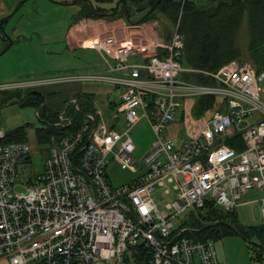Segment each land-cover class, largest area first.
Here are the masks:
<instances>
[{
	"label": "built area",
	"instance_id": "1",
	"mask_svg": "<svg viewBox=\"0 0 264 264\" xmlns=\"http://www.w3.org/2000/svg\"><path fill=\"white\" fill-rule=\"evenodd\" d=\"M186 1L181 0V13ZM5 8L0 0V13ZM179 29L178 23L170 42L131 35L120 40L114 34L94 40L108 70L85 79L121 89L119 102L108 113H87L75 132L53 135L44 171L30 187L21 173L30 144L6 142L7 133L0 130V260L139 264L135 253L141 247L142 264H222L214 240L191 237L190 219L206 205L235 211L251 203H240L251 189L264 190V68L239 61L217 71L185 67ZM6 39L0 29V43ZM136 56L141 59L130 61ZM198 76L208 83L198 82ZM38 84H0V93ZM207 96L217 98L216 108L198 121L190 112L195 128L185 138L166 133L178 124L186 101ZM80 100L76 96L68 108L80 111ZM67 110L59 113L57 128L74 124ZM143 119L154 140L139 161L133 134ZM110 156L122 169L141 173L131 183L113 186L107 175ZM23 187L26 191H17ZM158 187H166L165 195L176 193L164 210L153 198ZM261 203L264 219V198Z\"/></svg>",
	"mask_w": 264,
	"mask_h": 264
},
{
	"label": "rangeland",
	"instance_id": "2",
	"mask_svg": "<svg viewBox=\"0 0 264 264\" xmlns=\"http://www.w3.org/2000/svg\"><path fill=\"white\" fill-rule=\"evenodd\" d=\"M18 0H2L4 6L9 8L8 13L0 17V22L10 13H12L19 3ZM55 2V0H47ZM69 4L76 1V7H80L78 0H69ZM122 0H114L109 7H116ZM201 5H207L209 0H195ZM5 2V3H4ZM50 8L39 4V0H28L11 17L5 24L3 35L10 38L9 41L3 40L0 43V53L9 45L12 40V47L0 56V84L11 83L15 81H29L40 83L34 86L35 89L46 92L45 104L49 114L53 110L63 112L69 105V102L77 95L89 93L94 97V105L99 110L107 112V104L114 99H119L121 89L102 80L85 79L89 76L103 75L107 73L108 65L103 58L97 55V51L91 49H75L70 50L64 42L63 30L50 27L48 22L51 18L44 19ZM144 12H136L131 16L130 21L125 18L119 19H102L104 21H117L120 19L127 20L132 25H143L138 21L144 16ZM183 12H180L179 20L181 21ZM21 18L33 19L39 21L33 26H23L18 28ZM99 20V19H97ZM173 24L166 16L158 14V17L152 23L156 33L154 37L167 38L168 34H173L180 21ZM36 21V22H37ZM107 31L101 34H114L118 36V27L110 25ZM114 30V31H113ZM129 34H132L129 32ZM119 38V37H118ZM122 40L121 38H119ZM249 32L247 21H244L237 32L236 44L242 51L240 61L251 62L248 55ZM7 45V46H6ZM135 58H130V61ZM139 60V59H138ZM252 63V62H251ZM262 93L261 99L264 102V82L260 84ZM33 89V87H31ZM29 90L25 88L24 93ZM6 95H0V130L10 133L19 127H25L28 130L27 142L31 146L30 158L25 167L21 168L22 178L27 182V186L37 183L38 177L44 171V165L48 157V146L39 144L37 131L38 129L48 126L45 119L40 118L38 113L40 108L31 102L5 103ZM12 103V104H11ZM44 104V103H43ZM194 107L193 101H186L183 109L177 114L180 132L175 131L178 126L166 130L174 131V136L179 135V139H183L195 128V122L188 119V116ZM43 114V111H42ZM184 116L187 117L184 119ZM204 118V117H203ZM188 119V120H187ZM252 122V121H250ZM133 139L137 147L135 153L136 158L141 161L149 150L154 140L153 131L147 120L143 119L136 127ZM107 175L113 186H121L133 182L141 173H134L128 169H122L114 160L113 156L108 159ZM31 180V181H30ZM166 187H158L153 198L164 210L165 206L175 200L176 193L173 195H165ZM18 192L26 191V188H19ZM264 198V190L251 189L245 194L240 203L251 202L247 205L239 206L235 210L238 223L243 227H264V219L261 214V200ZM216 251L218 257H224L225 253L229 256L230 264H264L263 253L255 246V240L245 239L240 234L231 236H223L216 240ZM262 254V261L260 255ZM5 264H9L8 260H4Z\"/></svg>",
	"mask_w": 264,
	"mask_h": 264
},
{
	"label": "trees",
	"instance_id": "3",
	"mask_svg": "<svg viewBox=\"0 0 264 264\" xmlns=\"http://www.w3.org/2000/svg\"><path fill=\"white\" fill-rule=\"evenodd\" d=\"M23 1V0H21ZM114 0H78L80 11L74 18V22L97 19L125 18L130 21L136 12H144V16L153 8L155 9L146 17H142L140 24L155 21L158 14L166 16L173 24L179 20L182 9L181 0H122L116 7H109ZM25 3V2H24ZM24 5V4H23ZM22 5V6H23ZM9 20V19H8ZM5 20L0 29L5 33ZM244 21H247L249 32L248 55L250 61L258 70L264 68V0H209L207 5H201L195 0H187L180 21V33L184 38V51L180 59L185 67L199 70L217 71L223 65L231 61H240L242 51L236 44L237 32ZM172 34L165 39L170 42ZM8 39V40H7ZM6 40L9 41L10 38ZM7 46V45H6ZM162 52V56H164ZM200 83H208V79L198 76ZM0 95H6L5 103L19 100L26 104L28 101L40 108V118L48 122V126L38 129L39 144L48 145L51 137L68 135L80 129L87 113H96L93 95L84 93L79 95L82 99L80 111H74L70 107L67 112L74 117V124L66 128L55 126L59 113L49 114L45 108L43 96L36 91L23 92L5 91ZM216 97H201L195 100L191 115L194 121L208 116L216 108ZM112 106V103L110 104ZM43 111V114H42ZM28 130L19 127L7 133L6 142L26 140ZM234 146L233 143H229ZM243 148H240L241 151ZM194 232L191 237L196 240L207 241L225 236L240 234L245 239L255 240V246L264 255V227H243L238 223L235 211L224 212L214 206L206 205L203 209L192 214L190 219ZM140 253H135L139 258V264L145 260L144 250L138 247ZM135 251V250H134ZM260 260L262 261V254ZM144 264V263H143Z\"/></svg>",
	"mask_w": 264,
	"mask_h": 264
},
{
	"label": "crops",
	"instance_id": "4",
	"mask_svg": "<svg viewBox=\"0 0 264 264\" xmlns=\"http://www.w3.org/2000/svg\"><path fill=\"white\" fill-rule=\"evenodd\" d=\"M21 0H18L16 2L19 3ZM69 0H55V2H49L47 0H39V4L43 5L44 7L50 8L49 14L45 16L44 19L51 18L48 22L50 23V27L59 30H63V39L59 40L60 42H64L70 50H75V49H91L96 52L95 49L91 46V41H94L96 38H99L103 35H108L110 34V31H108V34H101L104 31H107L110 25L115 27H118V36L122 40L127 39L130 35L135 36V37H144V36H149L152 38H160V37H154L153 34L156 33L155 29L151 27L152 23H146L143 25H132L130 22L127 20H117V21H104L102 19L99 20H82L79 22H74L75 16L78 15L80 11V7L74 6L75 3L69 4ZM5 3V2H4ZM6 10L0 13V17L5 16L9 8L5 6ZM27 18H21V20L18 23V28H21L23 26H33L37 24L39 21ZM114 31V30H113ZM132 33V34H129ZM164 39V38H160ZM98 56L102 58L100 53L97 51L96 52ZM135 58V60L141 59V57L136 56V57H131ZM27 91H36L39 92L43 98H44V105L45 104V93L46 92H41L33 87V89L29 88ZM84 94V93H82ZM89 94V93H88ZM81 95V94H79ZM77 95V96H79ZM91 95V94H90ZM119 100L114 99L110 103H108L107 106V112L108 113L113 107L118 104ZM112 103V106L110 105ZM96 109H101L97 108ZM58 110H53L51 113H60L57 112ZM104 111V110H103ZM175 126H178L175 124ZM174 126V127H175ZM218 256V254H217ZM219 261L222 264H230L229 261V256L227 253H225L224 257L219 258ZM0 264H5L4 260H0Z\"/></svg>",
	"mask_w": 264,
	"mask_h": 264
},
{
	"label": "water",
	"instance_id": "5",
	"mask_svg": "<svg viewBox=\"0 0 264 264\" xmlns=\"http://www.w3.org/2000/svg\"><path fill=\"white\" fill-rule=\"evenodd\" d=\"M26 1H28V0L21 1L18 4V6L16 7V9L12 13H10L8 16H6L4 19H2V21L0 22V26L2 27V25H3V23H4L5 20H8L11 17H13L18 12V10L22 7V5L24 4V2H26ZM74 3H76V1ZM154 9H155V7H153L144 17H146L147 15H149ZM12 44H13V42H12V40H10L9 45L4 49V51H2L0 53V56L3 55V54H5L12 47ZM80 101H81V103L83 102V100H80ZM17 103H19V102H17ZM67 109H68V107L66 108V110Z\"/></svg>",
	"mask_w": 264,
	"mask_h": 264
},
{
	"label": "flooded vegetation",
	"instance_id": "6",
	"mask_svg": "<svg viewBox=\"0 0 264 264\" xmlns=\"http://www.w3.org/2000/svg\"><path fill=\"white\" fill-rule=\"evenodd\" d=\"M12 103H17V102H19V103H21L19 100H13V101H11Z\"/></svg>",
	"mask_w": 264,
	"mask_h": 264
},
{
	"label": "bare ground",
	"instance_id": "7",
	"mask_svg": "<svg viewBox=\"0 0 264 264\" xmlns=\"http://www.w3.org/2000/svg\"><path fill=\"white\" fill-rule=\"evenodd\" d=\"M93 45H94V41H91V46L93 47Z\"/></svg>",
	"mask_w": 264,
	"mask_h": 264
}]
</instances>
